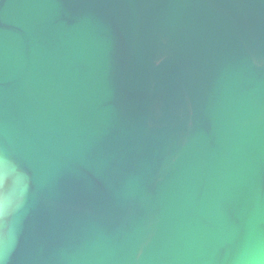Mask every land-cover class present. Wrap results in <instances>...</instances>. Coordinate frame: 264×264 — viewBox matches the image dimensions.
Listing matches in <instances>:
<instances>
[{
  "label": "water",
  "instance_id": "95a60500",
  "mask_svg": "<svg viewBox=\"0 0 264 264\" xmlns=\"http://www.w3.org/2000/svg\"><path fill=\"white\" fill-rule=\"evenodd\" d=\"M2 264H264V0H0Z\"/></svg>",
  "mask_w": 264,
  "mask_h": 264
},
{
  "label": "snow or ice",
  "instance_id": "6c2138e0",
  "mask_svg": "<svg viewBox=\"0 0 264 264\" xmlns=\"http://www.w3.org/2000/svg\"><path fill=\"white\" fill-rule=\"evenodd\" d=\"M0 264H2V259H0Z\"/></svg>",
  "mask_w": 264,
  "mask_h": 264
}]
</instances>
